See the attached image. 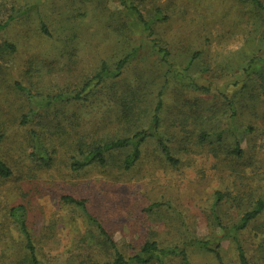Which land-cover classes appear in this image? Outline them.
Instances as JSON below:
<instances>
[{
	"label": "rangeland",
	"instance_id": "1",
	"mask_svg": "<svg viewBox=\"0 0 264 264\" xmlns=\"http://www.w3.org/2000/svg\"><path fill=\"white\" fill-rule=\"evenodd\" d=\"M0 24V156L12 169L0 177V264L29 263L10 214L18 205L44 264L114 259L64 196L85 199L126 257L156 241L185 246L191 264H221L195 244L202 239L223 264H240L237 236L250 264H264V211L231 229L264 198L261 8L248 0H0ZM103 63L117 75L94 79L75 99ZM161 91L160 132L177 164L149 139L130 169L127 150L106 166L72 169L92 146L149 128ZM58 95L50 105L35 101ZM34 131L52 154L48 166L32 155ZM237 142L241 156L231 152ZM164 261L185 264L176 254Z\"/></svg>",
	"mask_w": 264,
	"mask_h": 264
},
{
	"label": "trees",
	"instance_id": "2",
	"mask_svg": "<svg viewBox=\"0 0 264 264\" xmlns=\"http://www.w3.org/2000/svg\"><path fill=\"white\" fill-rule=\"evenodd\" d=\"M248 1L254 3L264 11V5L260 0H248ZM143 23L146 26V28L150 30V33H152L150 22L143 19ZM5 26L6 24H0V31ZM9 46L12 49H14L13 45L9 44ZM156 46L161 52L165 54L164 57L166 59L168 53L163 48L159 47V44L155 43V47ZM128 60L129 57H125L121 59L117 64V71L122 70L126 66ZM116 75L117 74L114 73L111 74L107 65L103 63L99 72L94 76L93 79L85 83V86L83 87L81 93H77L75 99L82 97V92H84L86 88L91 85V82L94 79H98L99 81H101L107 76L115 77ZM17 86L20 87L23 91L28 93L26 87L22 86L19 83H17ZM262 94L264 97V86L262 88ZM32 95H33L32 92L29 90V96L33 98ZM162 96H163V91H161L158 96V102L155 106L154 114L149 128L137 131L131 136L122 137L116 140L108 141L103 144H97L92 146L86 153L85 152L82 153L80 159L76 158L73 161L72 169L78 171L94 163L99 164L100 166H106L108 164V156H110L114 151H123V150L128 151V153L125 155L123 159V165L126 169H130L140 159L142 155V147L149 139L157 140L158 145L160 146V149L164 154L165 158L167 159V161L170 162L171 164H177V160L171 154V150L168 142L160 132L161 112L163 110V105H164ZM60 99H61V95H58V96H48L43 100H35V101L39 104L41 102H46L48 105H50ZM31 119L32 116L29 115V121ZM3 138L4 135L0 133V143L2 142ZM32 139H33V152H32L33 157L43 165L46 166L50 165L53 159L52 154L44 146L37 132L35 131L32 132ZM231 152L235 153L237 156H241L242 150L239 142H237L235 148H233ZM11 175H12V169L0 156V177L8 178ZM219 197H221L220 194ZM63 200L67 203L80 207L83 211L86 220L97 226L98 230L103 235L105 242L109 244L114 249L115 252L114 259L112 261L90 262V263H82V264H150L154 260H157L159 264H165L164 258L167 255H175V254L182 256L185 264H191L188 258L187 248H185V246H174V247L163 248L160 247L156 241L146 242L143 245L140 254H137L132 257H126L119 250L116 242L107 232V230L99 221V219L90 211L85 199H80L73 196H64ZM26 210L27 209L24 205H18L12 207V209L10 210V214L16 219L19 229L25 237L26 248L28 250V258H29L28 264H44L39 258L36 246L32 240L30 231L28 229L26 223V217H27ZM263 211H264V198H260L259 200L256 201V203L252 206V208L249 209L236 224H234V226L231 229H233V231L235 232L245 229L250 224V222L254 220L257 216H259ZM235 241L237 242V251H238V258L240 264H250L245 248L239 237L235 236ZM194 242L197 246H199L202 249H208L213 251L217 256V258L219 259V261L221 262V264H223L220 251L217 248L212 247L211 242L202 239L195 240ZM46 264H54V263H46Z\"/></svg>",
	"mask_w": 264,
	"mask_h": 264
}]
</instances>
